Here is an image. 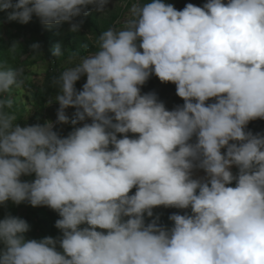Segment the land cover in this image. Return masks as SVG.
Returning a JSON list of instances; mask_svg holds the SVG:
<instances>
[{
	"label": "clouds",
	"instance_id": "9594fccd",
	"mask_svg": "<svg viewBox=\"0 0 264 264\" xmlns=\"http://www.w3.org/2000/svg\"><path fill=\"white\" fill-rule=\"evenodd\" d=\"M108 2L0 0V12L77 33L86 6L105 12ZM63 52L57 44L51 55ZM152 75L183 104L167 110L141 94ZM23 84L0 67V205L51 209L61 236L26 239L29 224L6 215L0 264H264V135L246 131L264 120V0L133 4L122 27L100 33L97 50L55 81L56 123L75 109L66 137L50 121L16 122L8 109ZM197 169L204 178H193ZM158 207L190 214L170 215V228L159 217L146 224Z\"/></svg>",
	"mask_w": 264,
	"mask_h": 264
},
{
	"label": "trees",
	"instance_id": "16d2710c",
	"mask_svg": "<svg viewBox=\"0 0 264 264\" xmlns=\"http://www.w3.org/2000/svg\"><path fill=\"white\" fill-rule=\"evenodd\" d=\"M15 2V0H13ZM144 3L146 0H124L123 8H118L107 14H101L94 10L92 6H86L87 15L76 17L73 22L83 21L79 32L73 33L69 29L71 25L68 22L54 24L51 26H43L39 19L32 17L27 24H20L17 21H8L6 13L0 12V67H10L18 70L23 64L26 67L35 65L37 61L45 63L44 74L34 80H28L25 83V89L29 93L30 103L32 104V114L27 118H16L17 123L21 126L25 124L31 126L37 123L43 124L46 121L54 123L53 130L61 137H66L72 130L73 126L70 121L72 115H68L69 111L75 112V109L68 108L65 110L69 117L68 124H57L58 103L55 102V96L58 93V88L55 81L60 74L79 63L81 57L90 55L97 50V41L99 34L109 28L122 26L123 23L117 24L122 19V15L129 10L135 3ZM207 0H165V3L172 4L177 10H182L186 4H193L202 7ZM16 43L15 51H9L13 43ZM33 44H39L38 56L32 55ZM61 44L63 55L55 58L51 55V50L55 45ZM154 75L141 86V94L154 92L158 100L163 102V96L159 93L157 86L152 83ZM86 82V77L82 76L75 84L77 91L82 89ZM169 90L174 93L177 99V104L182 105L183 101L176 95L175 85L168 83ZM13 101L14 98L11 96ZM49 101L52 103L49 104ZM212 101H209V103ZM15 103L12 109H8L14 113ZM56 120V121H55ZM84 122L77 124L76 127H81ZM91 123V121H90ZM246 131H251L254 135H264V120H254L249 122ZM131 136V134H129ZM119 138V137H118ZM233 174L237 173V169L233 167ZM34 176L22 177V180L31 182ZM231 186H234L231 185ZM135 188L129 193L134 194ZM190 214V209L180 210L175 208L158 207L153 209V217H145V223L151 222L152 219L159 217L158 224L171 227L172 224L168 217L172 214ZM6 215L19 217L24 219L30 226V230L25 233L26 239H42L44 237H52L57 239L61 236L58 229L55 228V221L59 219L56 212L47 207H32L29 204L21 203L14 205L11 201L5 205H0V220ZM2 247V246H0ZM59 250V249H58Z\"/></svg>",
	"mask_w": 264,
	"mask_h": 264
},
{
	"label": "rangeland",
	"instance_id": "374dc122",
	"mask_svg": "<svg viewBox=\"0 0 264 264\" xmlns=\"http://www.w3.org/2000/svg\"><path fill=\"white\" fill-rule=\"evenodd\" d=\"M123 6H124V0H109L108 4L106 6L105 12H98V13L105 15L111 11L118 9V8L122 9ZM131 7L129 8L128 11H126L122 15V19L119 22H117V24L124 23L129 18ZM120 27H122V26H118L115 29H119ZM44 69H45V63H43L41 61H37V63H35V65L30 66V67H26L23 64V66H21L18 69V71L21 74V78L24 81V84H23V87L21 89L14 90L13 93L11 94V96L15 100V102H14L15 103L14 114H15L16 118L22 117L24 119V118H27L28 116H31L32 104L30 103L29 93L25 89V83L28 80H34V79L41 77L44 74ZM151 81L155 86H157L159 93L162 94L163 103H164L166 109L167 110H173L176 107L177 99L175 98L174 93L169 90L168 84L161 83L158 80V78L155 76L152 78ZM72 114H73V111L68 112V115H72ZM232 170H233V168L231 169V171ZM200 173L202 174L203 177L205 176V173L203 171H200Z\"/></svg>",
	"mask_w": 264,
	"mask_h": 264
},
{
	"label": "bare ground",
	"instance_id": "6f19581e",
	"mask_svg": "<svg viewBox=\"0 0 264 264\" xmlns=\"http://www.w3.org/2000/svg\"><path fill=\"white\" fill-rule=\"evenodd\" d=\"M200 171H202V170L197 169V170H194V171H193V178H194V179H201V178H204V177L202 176V174L200 173Z\"/></svg>",
	"mask_w": 264,
	"mask_h": 264
},
{
	"label": "water",
	"instance_id": "95a60500",
	"mask_svg": "<svg viewBox=\"0 0 264 264\" xmlns=\"http://www.w3.org/2000/svg\"><path fill=\"white\" fill-rule=\"evenodd\" d=\"M58 108H59V105H58ZM56 120H57V118H56ZM86 123H90V120H87ZM52 124L54 125V123H52Z\"/></svg>",
	"mask_w": 264,
	"mask_h": 264
}]
</instances>
